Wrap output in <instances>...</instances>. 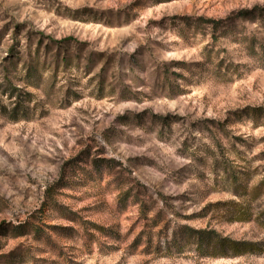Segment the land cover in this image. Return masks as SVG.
Listing matches in <instances>:
<instances>
[{"label":"rangeland","instance_id":"obj_1","mask_svg":"<svg viewBox=\"0 0 264 264\" xmlns=\"http://www.w3.org/2000/svg\"><path fill=\"white\" fill-rule=\"evenodd\" d=\"M262 180L264 0H0V264H264Z\"/></svg>","mask_w":264,"mask_h":264},{"label":"trees","instance_id":"obj_2","mask_svg":"<svg viewBox=\"0 0 264 264\" xmlns=\"http://www.w3.org/2000/svg\"><path fill=\"white\" fill-rule=\"evenodd\" d=\"M59 182H60L59 180L56 181L54 183V186L58 185ZM262 187H264V180H262L258 184L255 190H259ZM50 192L51 190L49 191L48 195H46V200L49 198ZM200 242H201V246L205 250L206 255H218L219 254L223 257H227L228 255L238 256L241 253H243V249H245L246 247H251L248 245L246 246L243 243L235 242L230 239H226V238L219 239L215 236L214 231L206 232L202 236H200Z\"/></svg>","mask_w":264,"mask_h":264}]
</instances>
